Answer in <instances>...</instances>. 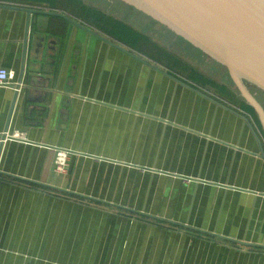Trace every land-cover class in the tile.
I'll use <instances>...</instances> for the list:
<instances>
[{
    "label": "crops",
    "instance_id": "obj_1",
    "mask_svg": "<svg viewBox=\"0 0 264 264\" xmlns=\"http://www.w3.org/2000/svg\"><path fill=\"white\" fill-rule=\"evenodd\" d=\"M64 2L0 0V264H264L257 111L194 87L166 37ZM23 8L73 22L30 14L23 56Z\"/></svg>",
    "mask_w": 264,
    "mask_h": 264
},
{
    "label": "water",
    "instance_id": "obj_2",
    "mask_svg": "<svg viewBox=\"0 0 264 264\" xmlns=\"http://www.w3.org/2000/svg\"><path fill=\"white\" fill-rule=\"evenodd\" d=\"M157 18L183 35L208 56L225 65L241 96L258 113L264 127V113L248 91V81L264 93V0H123ZM26 13L23 56L32 13H59L22 9ZM41 41V40H40ZM41 43H38V46ZM22 66L17 79L20 82ZM18 84L14 86L17 95ZM7 127L1 135L6 137ZM264 157V156H263Z\"/></svg>",
    "mask_w": 264,
    "mask_h": 264
},
{
    "label": "rangeland",
    "instance_id": "obj_3",
    "mask_svg": "<svg viewBox=\"0 0 264 264\" xmlns=\"http://www.w3.org/2000/svg\"><path fill=\"white\" fill-rule=\"evenodd\" d=\"M20 2H27L31 4H38L39 6H51L53 8L57 6H63L65 0H17ZM125 3L121 0H89V16L93 18H101L99 15L100 13L97 11H105L108 13H112L116 15L119 19L122 20H130L131 22H136L137 25L141 27V30L147 33L150 36L156 37L157 39L161 40L162 36L166 37L168 41V46H170V50L175 53L174 61H181L191 62L190 65L188 64V68L190 69L189 77L187 79L194 81V87L198 88L199 90H204L208 92L210 95L213 96L217 93V90L220 91L225 88L224 86H218L217 83L215 84L216 79L221 78L222 83H226V88L236 96L237 100H240V90L237 85L232 80V77L229 73L228 68L223 65L222 63L218 62L214 58L197 51L193 46H189L186 44L183 39L178 38L176 34L171 35L168 29H165V34L163 33L165 30L163 27L153 26L149 19L145 17H138L136 11L130 7L131 9L127 8ZM96 8V9H93ZM96 10L98 13L93 14V11ZM134 15V16H132ZM90 19V18H89ZM103 22L110 23L114 22L115 18L110 15H104ZM117 23V22H116ZM180 36V35H179ZM183 36V35H182ZM184 37V36H183ZM192 43V42H191ZM197 52H196V51ZM184 55V61L180 57V55ZM193 68V69H192ZM197 81V82H196ZM243 85H246L248 91L253 94L255 97L264 96L257 87L251 85L248 81H244ZM218 88V89H217ZM215 90V91H214ZM216 92V93H215ZM216 94V95H217Z\"/></svg>",
    "mask_w": 264,
    "mask_h": 264
},
{
    "label": "built area",
    "instance_id": "obj_4",
    "mask_svg": "<svg viewBox=\"0 0 264 264\" xmlns=\"http://www.w3.org/2000/svg\"><path fill=\"white\" fill-rule=\"evenodd\" d=\"M12 77V74L10 73L9 70L5 69V68H0V84H7L8 83V79ZM64 158H65V154H60L59 156H57V160H56V170L58 172H60L61 170H63V166L65 165L64 163Z\"/></svg>",
    "mask_w": 264,
    "mask_h": 264
},
{
    "label": "trees",
    "instance_id": "obj_5",
    "mask_svg": "<svg viewBox=\"0 0 264 264\" xmlns=\"http://www.w3.org/2000/svg\"><path fill=\"white\" fill-rule=\"evenodd\" d=\"M25 3H27V2H25ZM218 89V88H217ZM217 92L220 94V95H222V96H226L225 94H224V92L221 90H217ZM229 93V92H228ZM263 95H264V93H262ZM227 97V96H226ZM228 97H230V96H228ZM227 97V98H228ZM238 102L240 103V106L241 107H243V109H245L246 111H251L252 113H254V110H253V108L251 107V106H249L248 104H246L243 100H238Z\"/></svg>",
    "mask_w": 264,
    "mask_h": 264
}]
</instances>
